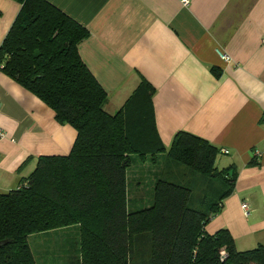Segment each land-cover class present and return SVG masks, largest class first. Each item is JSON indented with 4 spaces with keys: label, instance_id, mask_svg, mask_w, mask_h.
<instances>
[{
    "label": "trees",
    "instance_id": "1",
    "mask_svg": "<svg viewBox=\"0 0 264 264\" xmlns=\"http://www.w3.org/2000/svg\"><path fill=\"white\" fill-rule=\"evenodd\" d=\"M12 1L20 10L0 45V72L76 138L68 155L40 157L16 189L0 193V264H37L33 237L72 226L76 264H136L137 257L147 264H264V246L237 251L226 229L205 232L236 180L216 167L221 150L186 132L166 149L155 126L154 90L144 81L107 113V94L77 50L89 32L46 0ZM160 156L198 179L163 169L149 204L129 208L131 165Z\"/></svg>",
    "mask_w": 264,
    "mask_h": 264
},
{
    "label": "crops",
    "instance_id": "2",
    "mask_svg": "<svg viewBox=\"0 0 264 264\" xmlns=\"http://www.w3.org/2000/svg\"><path fill=\"white\" fill-rule=\"evenodd\" d=\"M46 1L89 32L77 50L107 94V113H116L144 81L154 90L155 126L166 149L186 132L228 151L216 167L235 173L234 189L205 232L226 229L237 251L264 246V0ZM19 10L0 0V45ZM0 128L3 192L16 189L40 157L68 155L76 138L2 72Z\"/></svg>",
    "mask_w": 264,
    "mask_h": 264
},
{
    "label": "rangeland",
    "instance_id": "3",
    "mask_svg": "<svg viewBox=\"0 0 264 264\" xmlns=\"http://www.w3.org/2000/svg\"><path fill=\"white\" fill-rule=\"evenodd\" d=\"M167 168H172L175 170L174 172H177L178 176L174 175L176 178H180L179 174L184 172L189 174V178L193 179L194 177L198 179V175L194 176L183 167L175 166L164 156H160L155 164L134 162L127 174L129 208L138 204L141 206L149 204V191L152 190L153 179L160 177L158 173ZM138 180L141 184H138ZM0 193L7 192L0 191ZM33 238L30 245L37 264H76L78 254L76 251H78L79 246L78 230L76 227L58 229L39 234ZM252 249L254 248L250 250ZM133 262L136 264H147L145 259L139 257L135 258Z\"/></svg>",
    "mask_w": 264,
    "mask_h": 264
},
{
    "label": "built area",
    "instance_id": "4",
    "mask_svg": "<svg viewBox=\"0 0 264 264\" xmlns=\"http://www.w3.org/2000/svg\"><path fill=\"white\" fill-rule=\"evenodd\" d=\"M182 4L183 5H187L188 4V0H182ZM217 54H218V56L220 57L221 60H223L225 62H229L230 61V58L226 54L222 53L221 51L217 50ZM4 138H5V133L0 128V141L3 140ZM221 154L227 155L228 151L225 150V149H222L221 150ZM241 209L243 210L245 215L248 214V207H247V205L245 203L241 204ZM221 257H224V252L223 251L221 252Z\"/></svg>",
    "mask_w": 264,
    "mask_h": 264
},
{
    "label": "water",
    "instance_id": "5",
    "mask_svg": "<svg viewBox=\"0 0 264 264\" xmlns=\"http://www.w3.org/2000/svg\"><path fill=\"white\" fill-rule=\"evenodd\" d=\"M3 243H6V241H4Z\"/></svg>",
    "mask_w": 264,
    "mask_h": 264
}]
</instances>
